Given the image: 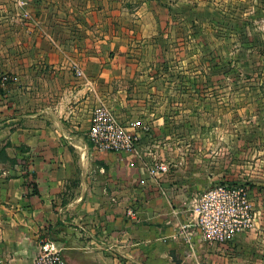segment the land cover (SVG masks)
<instances>
[{
    "label": "crops",
    "instance_id": "1",
    "mask_svg": "<svg viewBox=\"0 0 264 264\" xmlns=\"http://www.w3.org/2000/svg\"><path fill=\"white\" fill-rule=\"evenodd\" d=\"M155 6L0 0V77L10 78L0 83V264H34L43 234L66 264H264L263 190L247 186L253 226L212 246L194 228L189 241L179 234L199 189L177 171L148 175L138 120L166 132L160 109L177 86L154 63L171 37ZM99 103L135 133L136 152L94 151Z\"/></svg>",
    "mask_w": 264,
    "mask_h": 264
},
{
    "label": "rangeland",
    "instance_id": "2",
    "mask_svg": "<svg viewBox=\"0 0 264 264\" xmlns=\"http://www.w3.org/2000/svg\"><path fill=\"white\" fill-rule=\"evenodd\" d=\"M124 5L132 14L156 5L170 19L165 54L154 63L177 85L173 105L160 109L172 119L156 133L138 120L145 133L141 158L149 167L166 166L158 176L177 171L199 195L222 183L264 192V0Z\"/></svg>",
    "mask_w": 264,
    "mask_h": 264
},
{
    "label": "built area",
    "instance_id": "3",
    "mask_svg": "<svg viewBox=\"0 0 264 264\" xmlns=\"http://www.w3.org/2000/svg\"><path fill=\"white\" fill-rule=\"evenodd\" d=\"M77 77H83L80 68L74 67ZM8 75L0 77V83L9 81ZM88 141L98 153H134L137 136L103 103L94 107L91 113ZM167 171L164 165L148 166L150 178H156ZM195 217L193 225L180 227L179 234L187 241L191 238V230L195 229L200 240L209 245H223L234 241L235 237L253 226V204L249 198V190L244 185L216 184L204 191L195 201ZM128 216L136 219L134 211ZM38 253L34 264H66L62 248L47 235H41L37 241Z\"/></svg>",
    "mask_w": 264,
    "mask_h": 264
},
{
    "label": "trees",
    "instance_id": "4",
    "mask_svg": "<svg viewBox=\"0 0 264 264\" xmlns=\"http://www.w3.org/2000/svg\"><path fill=\"white\" fill-rule=\"evenodd\" d=\"M10 163L14 164L15 162L14 161H10Z\"/></svg>",
    "mask_w": 264,
    "mask_h": 264
}]
</instances>
